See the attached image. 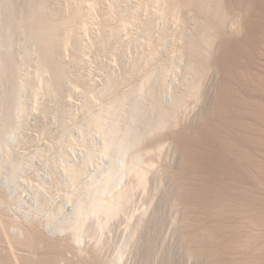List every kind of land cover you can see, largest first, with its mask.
Returning <instances> with one entry per match:
<instances>
[{
	"label": "bare ground",
	"instance_id": "obj_1",
	"mask_svg": "<svg viewBox=\"0 0 264 264\" xmlns=\"http://www.w3.org/2000/svg\"><path fill=\"white\" fill-rule=\"evenodd\" d=\"M23 2L19 9L12 0H0V48L5 49L0 59V229L11 249L34 243L41 250L19 255L17 263L117 264L119 255H101V235L94 234L89 243L84 235L120 214L134 216L127 212L130 196L138 188L146 191L151 182L154 209L148 216L140 211L131 227L134 232L144 227L134 246L137 264H264V0H137L142 39L122 75L140 64L142 78L137 87L119 92L123 76L107 77L103 91L114 97L98 103L84 121L85 129L102 139L107 165L84 179L82 167L66 163L64 178L50 176L70 189L56 203L36 184L25 187L22 196L18 184L25 164L12 159L13 143L30 108L28 85L34 78H19L22 63L12 50L16 32H22L26 49L33 46L37 52V68L50 71L44 83L47 94L56 97L65 80L58 55L62 36H72L76 45L74 24L85 19L80 7L63 11L52 8L50 0ZM93 151H88L90 162ZM11 204L16 214L9 213ZM0 264H6L3 256Z\"/></svg>",
	"mask_w": 264,
	"mask_h": 264
},
{
	"label": "rangeland",
	"instance_id": "obj_2",
	"mask_svg": "<svg viewBox=\"0 0 264 264\" xmlns=\"http://www.w3.org/2000/svg\"><path fill=\"white\" fill-rule=\"evenodd\" d=\"M12 1L17 4V7L19 9L24 7L23 0H12ZM54 1H56V0H52V1L50 0V2H52V3H50V6L54 9H60L61 8L63 11H65L66 9H67V11H68V9L69 10L71 9L70 11H74L78 7H80L81 15L84 16V18L82 16H81V18L83 20L84 19L85 20L83 21V23L82 22H80V23L76 22V24H80V26H79L80 28L78 27V25L75 26L76 24H74L72 31L74 32V35L78 36V37L74 36L78 40V41H76V45L72 44L73 43V41L71 39V38H73L72 36H71V38H67V37H70L67 35L62 36L63 37V43H64L62 46L63 49H61L59 51L58 55H60L59 57H61L60 59H62L61 61L63 62V63L62 62L61 63L64 65V66L61 65V67L63 66L65 68V70H64L65 73H63V76H64V74H65V76L63 77V79H65L67 82L65 83V80L62 81L61 85H63V83H64V85L60 86V87H62L63 90H62V88L59 89V91H58L59 96L56 95V97H58V98H56L55 95L52 96L51 95L52 93H49L50 96L47 94V91H49L48 90L49 88L47 85H45L44 82H47L48 81L47 79L50 78V76H49L50 71L47 68H45L46 72L43 71L44 70L43 68H42V70L38 69L39 68L37 66L38 61L34 60V59H37V57H38L36 55L37 52L34 50L33 46H28L27 49L29 47L30 48L32 47V48L31 49L29 48L28 52H25V51H27V49L25 47L26 45L24 43L25 39L22 40V36H24V34L22 32H19V31L16 32V34H18L19 36H17V35L15 36L16 41H15V44L13 47L14 49L12 50V55L14 56L15 53H17L14 56V59L18 61L19 65H21V63H22V65H21L22 67L20 68L22 71L18 70V74L19 75L21 74L19 76V78L22 77L23 75H24L23 77H25V75H26V78H28V76H30L28 78L29 80L31 79V77L36 79V80L33 79V80H31V82L28 80L29 81L28 87L29 88L32 87L29 90V94L31 97L29 96L30 100H28V103H29L28 107H30V108H28V112H27L26 117H25L26 120L23 123L24 125H22V127L20 128V130L17 133V135L20 134L19 135L20 137L18 136L17 141L14 142L15 144L13 143V149L14 150L12 152V159L14 157L15 159H13V160H17V161L19 160L20 162L23 161V164H25L24 165L25 170L23 171V173L18 178V184L21 188V189L20 188L19 189L22 191V196H25L27 194V190L25 189V187H28L29 185L36 184L37 186H39L42 189V191L47 196L51 197L52 199L55 198L53 200L56 203V202L61 201V199L64 195L69 194L70 192L68 190H70V189L64 183H63L64 185L63 184L57 185V184L53 183L52 182L53 178H51L50 176H56L58 178L60 176L59 179L64 178L63 176L67 175L66 170H64V168H65L64 166L66 163H69V164L72 163V165H74V167L76 165H77V167H79V166L82 167L84 171L82 172V174L80 176H83L84 179H87L88 176L91 175L92 171H94L96 168L106 167V165H107L106 157L104 155H102V153H100V147L102 145V141H101L102 139L100 138V136L98 135V133L95 130L94 131L97 134L94 131H92L93 129L89 130V132H88V130L85 129L86 123L84 121L87 120L86 117H88L89 113L93 112L95 109H96L95 111L98 110L97 109L99 107L98 103L106 104L108 101H110L114 97L112 94H109L107 91H106L107 93L105 91H103V89H104L103 87L106 84L105 82H107V80L111 76H114V75L122 77L123 76L122 75L123 74V71H122L123 66L127 65V63L131 64V62L127 61V60H129V59L131 60L134 57H136V53L138 52V49H139L138 43H140V41H138V40L142 39L138 33V30L140 29V22L139 21L142 19V18L140 19V17H142V14L140 13L139 15H141V16H136L139 13V11L136 7L137 6V0H74V1L73 0L72 1L71 0H57V2H54ZM75 1H77V2H75ZM78 1H80V2H78ZM96 1H98V2H96ZM110 1H112V2H110ZM65 2L67 3V5ZM21 3L23 5H21ZM83 3H84V5H82ZM92 3H95V4H92ZM108 3H111L113 6L111 4L108 5ZM18 4L20 5V7ZM21 6H23V7H21ZM72 7H76V9L72 8ZM81 8L83 10V13H82ZM117 9H118V11H116ZM84 10H86V11H84ZM111 10L113 11V13ZM103 12L106 15H108V16H105V17H108L107 19L104 17L105 14ZM118 12L120 13V15ZM114 13H115V15H114ZM124 13H125V15H123ZM101 15H103V16L101 17ZM110 15H111V18H110ZM129 15L131 16L132 19L129 18L130 17ZM120 17H122L121 18L122 20L119 23ZM134 17H135V19H133ZM138 17H139V19H138ZM109 18H110V20H108ZM86 19H87V22H86ZM100 19H102V22H104L106 25L104 23H101ZM126 19L127 20L129 19V20L127 21ZM106 20H108V21H106ZM137 22H138V24H137ZM100 23H101V25H100ZM121 24H122V26H121ZM95 26H97V27H95ZM96 28H98L100 32ZM100 28H101V30H100ZM102 28H105L106 31L103 30ZM112 28H113V30H112ZM102 30L104 32H102ZM112 31H114L115 33ZM107 32H110V33H112V36L113 35L115 36V37L113 36L116 39L115 40L113 38V40L115 42L114 44H113V41L111 38L112 36H108V34H110V33H107ZM76 33H78V34H76ZM105 33H107V35H106L107 37L105 36ZM20 34H21V36H20ZM102 34H103V36H102ZM118 34H119V36H118ZM95 35H97V37ZM104 36L108 39L104 38ZM64 37H66V41H68V42L65 41ZM82 38H83V40H82ZM97 39H99V40H97ZM94 40H95V42H93ZM96 40H97V42H96ZM100 41H103V42H100ZM111 46H112V48H110ZM22 47H24L26 50ZM3 50H5V49L1 47L0 48V59L5 54L4 53L5 51H3ZM14 50H16V51H14ZM23 50L25 53L22 52ZM76 50H78V51H76ZM159 52L161 53L163 51H159ZM22 53H24L23 55L26 57H23ZM160 53H158L159 55L156 58L161 59L162 54H160ZM30 54H32V55H30ZM16 56H17V58H16ZM23 58H24V60H23ZM27 58L29 59V62H28ZM31 58H32V60H31L32 62L30 61ZM119 59H120V61H119ZM21 61H23V62H21ZM25 62L27 63V65ZM30 62H31V64H30ZM0 64H2V63H0ZM127 66H129V65H127ZM132 67L133 68L128 69L126 74H124L126 77L123 76L124 81H121L123 83L120 82V85L118 88L119 92L123 91V90H127L130 87H134V86L137 87L138 86V83L140 82V80L142 78V75H141L142 72H140V71L144 70L145 67H142V65H140V64H137L135 66L133 65ZM25 69H27V70H25ZM66 69H68V70H66ZM35 70H37L38 72H36ZM40 71H43L42 75L41 74L38 75ZM27 73L30 75H27ZM33 73H34V75H33ZM0 74H1V72H0ZM31 74H32V76H31ZM44 74H46V75H44ZM107 74L109 76H107ZM41 77H42V79H41ZM44 77L46 80L43 79ZM107 77H108V79H107ZM38 84L41 85V87ZM33 85H35V86H33ZM42 86H45L46 90H45V87H42ZM32 90L37 91V92H35L36 94H34V91L32 94ZM60 90L63 93H61ZM101 91H103V93H105V94H103ZM60 94H62V95H60ZM40 95L41 96L44 95L45 98H43L44 96L41 97ZM51 96L53 97V99ZM59 97H61V98H59ZM58 99H61L62 101L58 100ZM54 100L57 102H55ZM58 101H59V103H61V102L62 103L59 104ZM47 103H48V105H47ZM56 106H58L59 108ZM47 107L49 109H47V111H46ZM54 107H55V109H54ZM43 108H44V110H43ZM56 108H57V111L60 110L61 112L59 111L57 114V112L55 111ZM59 113H60V115H59ZM61 117H63V119ZM67 129H69V130L67 131ZM64 135L68 136V138L65 137ZM89 149L90 150L95 149V151H97V153L95 151H93L94 153H96V155L93 153V158H91L92 162H90L89 161L90 159L88 158V155H89L88 151H90ZM3 156H4V154H2V157ZM94 156H95V158H94ZM48 157H49V159H48ZM4 158L5 157H3V159ZM50 159H54L55 162L53 160H51L53 162L48 163L47 161ZM45 162L48 163V164L46 163L47 166L45 165ZM52 163L53 164L56 163L55 164L56 166L54 165L55 168H53ZM49 164H52L51 169H49L51 167V165H49ZM29 165H30V167H29ZM0 168H2V167H0ZM52 169H54L53 172H52ZM58 181H60V180H58ZM185 181H188V178ZM149 184H150V186H148L145 189L147 192L144 191L143 189L138 188L135 190V192L133 191L132 195L130 196L131 201L129 200V202H128L129 205H127L128 210L127 209L126 210H127V212H129L128 214H130V212L132 214H134V216L132 215L133 219H132V216L128 215L127 213H126V215H128L127 217L120 214L118 217L119 220H118V218L116 219V217H115L114 219L109 221V223H111V224L108 223L109 226L107 224L106 227L100 228L98 226V228H96L95 227V225H96V221H95L96 219L95 218H97V217H94L95 220L94 219H93L94 221L91 220V224L95 227V230L90 231L89 234H88V232H86V234L84 235V243H89L87 241L91 242V240L94 239L93 237H95L94 234L98 233V235H101L103 237V242L100 241L101 242L100 247H102V252L100 251V247H99V251H100L101 255L104 253L102 256H106V254L107 255L117 254V255H119L118 263H120V264H137V262H138L137 261V251H136L137 248H135L136 247L135 244H137V239L140 240L141 233H142L141 231H143L144 227L143 226H142L143 228L139 227L137 229L138 231L136 230V232H134L132 230L134 229V225L136 223L134 224L133 222L137 221L136 218L138 219L137 216H139L141 214V212H145L146 215L147 214L149 215L152 212L151 210L154 209V206L157 202V199H155L156 202L153 201V203L151 202V204H149L150 203V197L149 196H151L150 194H151V190H152V187H151L152 183L150 182ZM36 185H34V187H36ZM148 191H150V192H148ZM145 198L146 199L148 198V199L146 200ZM25 205L28 206L29 202L26 201ZM10 206L11 207H10L9 213L11 215L16 214L17 212L15 211V209H16L15 206L12 204ZM147 207H148V209H147ZM0 211H1V209H0ZM138 212H140V213H138ZM99 216H98L99 219H97V224H98V222L100 223L102 220V218ZM129 216H130L129 219H125V218H128ZM128 221H130V222H128ZM104 228H105V230H104ZM101 229L103 231H100ZM95 231H99V232L95 233ZM131 231L137 235L133 234ZM100 232H102V233H100ZM128 233H130L131 235H129ZM128 235H129V237H128ZM134 236H135V239H134ZM137 236H138V238H137ZM131 238H133V239H131ZM126 239H127V241H126ZM126 242H127V244H126ZM120 244H121V248H119ZM104 245H106V246H104ZM123 247H124V249H123ZM40 250H41V246H38L37 244H34V243H30L27 246L24 245L21 247H14L11 249L8 246V244L6 243V241H4V237H3L2 231L0 229V256H3V258L6 260V264H18L17 262H19L18 261V257H20L19 255H24L25 257H31V256H34L38 251L40 252ZM117 250L119 251V253L116 252ZM120 250H121L122 254H121ZM13 253H15L17 255V258L14 257ZM51 253L57 254V251L52 250Z\"/></svg>",
	"mask_w": 264,
	"mask_h": 264
}]
</instances>
